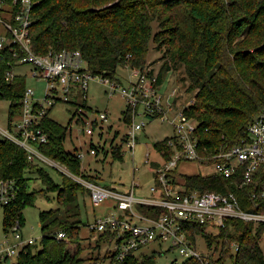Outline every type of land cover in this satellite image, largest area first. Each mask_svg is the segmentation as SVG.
I'll return each mask as SVG.
<instances>
[{
    "label": "trees",
    "instance_id": "obj_1",
    "mask_svg": "<svg viewBox=\"0 0 264 264\" xmlns=\"http://www.w3.org/2000/svg\"><path fill=\"white\" fill-rule=\"evenodd\" d=\"M36 1L31 29L35 54L80 51L87 70L97 76L115 80L120 66L149 67L151 43H155L163 52L164 60L157 74L159 85L169 74L183 68L187 83L185 93L195 97V104L183 112L198 122L201 146L210 152L235 144L264 108V0ZM155 21L159 25L156 33L153 29ZM3 53L6 59L0 61V100L11 102L12 129L21 114L26 76L16 74L7 81V72L23 65L18 64L8 48ZM69 103L76 105L73 101ZM78 106L80 108L72 113L70 124L80 115L76 123L85 126L82 115L88 108L85 103ZM50 111L43 120L49 142L40 147L42 153L64 165L74 176L91 182L102 181L98 170L86 171L81 159L65 149L71 126H62L51 119ZM123 120L128 127L131 116L126 111ZM110 131L111 127L106 133ZM119 136V132L114 133L109 150L114 161L122 162L123 146L116 144ZM171 138L154 144L156 149L166 151L167 159L172 153L167 146ZM125 140L123 137L122 144ZM91 147L97 150V156L101 151L106 152L105 157L108 155L107 148ZM156 166L152 164V168ZM29 175L40 180L46 192L56 193L58 207L40 213V246L26 247L14 264H82L81 229L84 223L80 196H88L91 203L90 191L64 173H61L62 182L57 183L41 165L30 163L26 152L18 145L0 138V178L15 180L19 186L14 202L2 207L5 232L17 222L23 227L24 209L33 206L37 195L44 192L29 190L32 180ZM182 178L187 191L226 192L229 185L245 201V208L254 207V202L248 198L252 191L249 187L240 190L231 184V180L215 175L193 174ZM192 230L205 235L209 247L216 253L220 251L210 257L212 264H225L230 259L232 264H264L261 248L264 226L255 227L251 223L231 220L218 236L206 235L198 225ZM61 232L66 238L59 241L57 235ZM113 237L111 232L99 235L96 246L112 243ZM135 253L120 262L115 253L108 251L105 260H109V264H156L155 255L139 259ZM182 264L203 263L190 259Z\"/></svg>",
    "mask_w": 264,
    "mask_h": 264
},
{
    "label": "built area",
    "instance_id": "obj_2",
    "mask_svg": "<svg viewBox=\"0 0 264 264\" xmlns=\"http://www.w3.org/2000/svg\"><path fill=\"white\" fill-rule=\"evenodd\" d=\"M37 4L36 0H0V61L6 59L3 52L8 48L12 56L17 58L18 64L31 68L33 79L46 83L45 96L41 100L35 98L34 89L26 88L21 114L12 129L0 128L1 138L23 149L30 163L41 165L47 162L58 167L40 149L49 142L43 120L58 102L80 98L86 104L93 82L103 86L109 97L119 94L125 101L131 123L123 136L126 137L125 142L122 144L121 140L116 144L123 146V157L127 154L131 157L134 175L138 169L135 160L138 134L146 126L145 122L137 123L136 117H159L174 129V135L167 142L172 150L170 158L167 159L165 150L156 148L157 159H151L150 153L144 154L143 161L151 166L150 172L156 180V184L150 188V197L135 195L140 187L135 180L130 190L124 191L109 188L100 182L84 180L64 170L68 176L88 188L93 206L111 203L112 208L108 214L96 219L90 229L96 234L111 232L114 235L111 242L116 243L114 253L120 262L144 246L159 242L166 244L168 250L178 252L180 262L175 260L173 264H182V261L190 259L212 264L210 257H214L216 252L213 249L211 254H205L197 250L196 243L200 234L192 232L195 225L201 226L206 235H212L208 231L214 230L219 235L231 220L251 223L255 227L264 226V108L235 144L210 152L201 146L197 134L198 122L183 112L194 105L195 99L187 102L173 117L171 112L177 104H163L158 76L150 67L131 68L132 76L124 85L118 78L111 80L88 71L80 51L35 54L32 50L31 29L34 22L33 8ZM15 75V69L8 71L6 80L10 81ZM173 93L178 96L175 90ZM107 120L108 113L105 112L98 120L101 123L94 122L93 127L86 123L85 130L81 132L93 136L94 128L99 125V140L103 143L101 146L105 150L107 148L109 153L112 142L105 135L104 124ZM90 155L98 157L97 150L91 148ZM77 156L85 158L83 154ZM193 162L202 166L213 165L215 176L231 180V184L240 190L251 188L248 198L254 202V207L245 208V201L229 185L226 186V192H201L198 189L187 191L182 180L185 175L179 174V168ZM152 164H157L156 168H152ZM18 192L17 181L0 178V207L14 202ZM139 207L141 210H137ZM22 229L17 222L0 239V264L11 262L26 247L37 243V239L25 238ZM65 238V233L57 235L59 241Z\"/></svg>",
    "mask_w": 264,
    "mask_h": 264
},
{
    "label": "rangeland",
    "instance_id": "obj_3",
    "mask_svg": "<svg viewBox=\"0 0 264 264\" xmlns=\"http://www.w3.org/2000/svg\"><path fill=\"white\" fill-rule=\"evenodd\" d=\"M153 29L154 33L159 30V25L156 21L153 23ZM162 56L163 52L159 51L157 49V45L152 42L148 58V66L154 72H156V74L159 73L160 66L164 62ZM30 69L31 68L28 65H23L16 68L15 73L26 76V87L34 89L36 92L35 98L41 100L45 96L46 83L33 79ZM116 76L122 81L124 85H126L130 79V76H132V70L128 66H120L117 69ZM184 77V70L181 68L173 74H169L159 89L161 96H163V104L165 106L177 101V106L171 112L173 117L177 116V111L183 109L187 102L195 99L194 96H190L185 93L187 83L184 81ZM174 90L177 92V95H180L178 96L180 97L178 100L177 96L173 93ZM69 102H58L51 109L49 114L51 119L62 126H71L64 143L65 149L72 154L85 155V158L81 159L82 166L86 168V171L91 170L92 172V169L98 170L103 177V180L100 181L102 185L128 191L131 188L133 180H135L140 185V187L137 188L135 195L137 197H150V188L156 184V180L153 174L150 172L152 170L150 168L151 166L144 163L143 157L145 153H150L151 159H157L154 144L164 141L165 139L174 135V129L172 125H170L168 122H163L159 117L155 119H151L147 116L136 117L137 123L145 122L146 126L138 134L139 141L136 148L135 157L136 167H138V169L134 175L131 157L128 154L125 155L122 162L114 161L110 151L106 158L105 151H101L98 157L90 155L92 145L100 150V146L103 145V143H101L99 140V136L101 134L99 125L94 128L93 136L83 134L81 130H85L86 125L83 126L82 124L76 123L80 115H78L70 124L72 113L80 108L78 105L83 103V101L80 98L73 100L76 105L70 104ZM10 105L11 102L9 100H0V128L4 130L10 129ZM86 106L88 111L84 116L82 115V117L84 121L88 123V126L93 127L94 122L101 123V121H98L100 119V115L107 112L108 120L104 124V130L108 131V129L111 127V131L108 133L109 135L107 133L106 135L109 139H112L114 137V133L119 132L120 136L117 142H120L127 132V126L123 120V115L126 111V104L121 96L119 94H115L109 97L106 94V90L103 86L93 82L89 88ZM79 112L82 114V109H80ZM1 137L2 134L0 133V138ZM48 159L52 163L58 165L59 168L47 162L42 163L41 166L57 183L62 182L61 173L66 174L64 170H69L64 165H61L50 158ZM179 171V174L182 173L184 175L199 174L204 177L215 175V168L213 165L202 166L195 162L183 164L179 168ZM29 176L32 179L29 183V190H44V192L37 195L36 202L33 206H29L24 209V225L22 233L27 239H37L38 241L36 245L40 246L42 239L40 213L42 211L55 209L58 207V203L55 192H46V188L40 180H36L34 175ZM80 205L81 218L84 223V226L81 229V243L83 247V252L81 255V259L83 260L82 264H109L110 261L105 260V255L108 251H111V253L115 252L116 243L104 242L100 247H97L96 242L100 234H92L88 224H92L94 220L102 218L108 214V211L112 208V205L108 202L95 207L90 203L88 196H80ZM137 210H141V208L139 207ZM4 226V210L2 207H0V239L4 238L6 233ZM208 233L214 236L218 235L217 231L215 230L208 231ZM196 248L198 251L204 252L205 254H211L214 249L209 247L205 235H200L197 238ZM261 248L264 251V239L261 242ZM219 252L220 251H217L216 255ZM151 255L156 256V264H173L175 260L180 262V256L176 250L170 251L168 250V246L166 244L159 242L148 244L135 253V256L139 259ZM233 255L236 256V250L234 247ZM15 262L16 258L6 264H14ZM225 264H232V260H227Z\"/></svg>",
    "mask_w": 264,
    "mask_h": 264
},
{
    "label": "water",
    "instance_id": "obj_4",
    "mask_svg": "<svg viewBox=\"0 0 264 264\" xmlns=\"http://www.w3.org/2000/svg\"><path fill=\"white\" fill-rule=\"evenodd\" d=\"M109 141H111V142H112V139H109Z\"/></svg>",
    "mask_w": 264,
    "mask_h": 264
}]
</instances>
